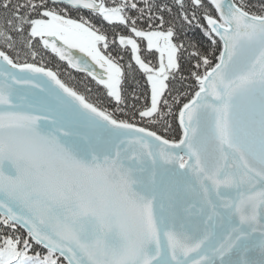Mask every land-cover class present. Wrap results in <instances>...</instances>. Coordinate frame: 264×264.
Segmentation results:
<instances>
[{"label":"snow or ice","instance_id":"snow-or-ice-1","mask_svg":"<svg viewBox=\"0 0 264 264\" xmlns=\"http://www.w3.org/2000/svg\"><path fill=\"white\" fill-rule=\"evenodd\" d=\"M0 264H264V0H0Z\"/></svg>","mask_w":264,"mask_h":264},{"label":"trees","instance_id":"trees-1","mask_svg":"<svg viewBox=\"0 0 264 264\" xmlns=\"http://www.w3.org/2000/svg\"><path fill=\"white\" fill-rule=\"evenodd\" d=\"M253 2H255V0H253ZM49 66L54 68L56 67L55 64H51ZM59 72L62 79H64L69 84L76 86L81 91L84 90L83 85L85 83H92L90 79L85 77L84 73L74 72L73 70L68 69L66 65H60ZM93 98H95V96H93Z\"/></svg>","mask_w":264,"mask_h":264}]
</instances>
